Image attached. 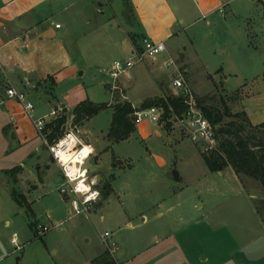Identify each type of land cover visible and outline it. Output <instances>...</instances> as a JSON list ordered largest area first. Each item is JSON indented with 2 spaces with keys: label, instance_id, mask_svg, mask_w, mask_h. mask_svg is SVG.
<instances>
[{
  "label": "rangeland",
  "instance_id": "rangeland-1",
  "mask_svg": "<svg viewBox=\"0 0 264 264\" xmlns=\"http://www.w3.org/2000/svg\"><path fill=\"white\" fill-rule=\"evenodd\" d=\"M111 2L112 6H102L104 15L98 16L102 33L96 37L95 49L108 47L109 39L123 35L115 22L113 29H109L111 24H105L114 15L127 21L119 0ZM67 24L70 27L76 24L80 33L88 30L83 21L68 20ZM194 31L195 36L201 34L200 28ZM165 46L166 51L156 56V62L147 59L120 77L122 86H130L128 95L124 91L125 101L134 108L161 92L162 96L176 98L171 82L174 74H180L196 99L208 98L211 101L207 104L220 107V98H225L231 112L236 113V103L241 97L234 99V91L250 82L255 71L260 73L259 67L243 72L230 70L231 77L223 85L221 80L208 79L210 76L192 62V48L184 33L178 39H169ZM184 53L192 68L185 64ZM111 57L124 59L115 54ZM168 59L174 60L175 69L164 65ZM214 60L205 61L211 70L215 67ZM99 68L86 71L83 77L75 75L72 80L88 90L96 105H107L111 100L106 85L110 79ZM99 78L102 84L97 82ZM253 92L259 100H264V78L254 86ZM47 97L43 92L30 94L36 118L46 115L47 120L52 119L49 113L56 104L48 102ZM118 100L125 102L120 97ZM60 102L70 109L69 99ZM111 108L98 112L81 128L82 136L88 137L95 154L91 159L98 156L94 164L88 162L87 169L92 175L103 177L113 188L109 197L100 196L88 213L72 215L71 200L59 192L63 180L52 159L49 158L53 164L50 171H45L42 178L39 176L38 168L47 155L34 126L31 129L35 134L34 145L24 156L14 152L13 143L9 147V143L0 142V175L2 169L11 167V162L26 159L23 181L15 184L14 191L27 194L29 183L37 186L29 194L35 217L20 209L10 194L0 196V264L90 262L106 250L101 239L105 232L117 244L113 257L118 264H264V192L260 183L236 174L230 166L221 172H210L204 158L212 155L203 146L183 137L178 129H164V123L145 121L136 125L139 132L145 133L144 140L136 131L125 141L110 142L107 134ZM71 114L62 111L57 116H66L68 121ZM1 133L0 130V138ZM8 138L12 139L11 134H5L4 142ZM35 145L39 158L31 155ZM16 173L17 170L14 177H7L12 181ZM32 224L49 231L38 236ZM14 236L21 249L11 242Z\"/></svg>",
  "mask_w": 264,
  "mask_h": 264
},
{
  "label": "crops",
  "instance_id": "crops-1",
  "mask_svg": "<svg viewBox=\"0 0 264 264\" xmlns=\"http://www.w3.org/2000/svg\"><path fill=\"white\" fill-rule=\"evenodd\" d=\"M95 4L96 8L93 7ZM103 5L112 6V2L0 0L1 143H9V147H12L13 143L14 152L20 153L19 155L23 153L24 156L31 150L35 141L34 130H31L33 125L23 113L22 106L6 96L9 87L24 90L29 99L32 93L46 94L48 102L56 104L53 106L54 111L49 114L55 112L57 108L72 113L73 109L85 100L94 103L84 86L73 83L75 75L83 77L86 71L92 72L94 68H104L115 60H123L113 59L111 54L123 56L124 59L130 57L143 37L165 44L169 39H178L181 33L185 34L192 48V62L197 65L196 67H201L204 75L210 76L212 80H221L223 85L231 77L230 70L237 69L243 72L249 68H261L260 73L255 71L250 75V82L246 81L234 91V99L241 97L236 103V113H244L253 126L264 123V100H259L253 92L254 86L264 78V0H119V6L123 8L122 12L127 21L114 15V19L105 24L106 26L111 24L109 29L115 26L118 30L121 29L123 35L116 40L109 39L108 47L95 49L96 37L102 33L98 16L104 15ZM255 11H258V14L255 15ZM68 20L83 21L88 30L80 33L76 24L73 27L68 26ZM113 22L116 23L115 26ZM197 28L201 29V34L195 36L194 29ZM202 44L208 47H201ZM209 58H216L212 70L205 65ZM156 61L155 58L152 63ZM185 64L192 68L186 54ZM97 82L102 84L103 80L99 78ZM123 88L128 95L130 86L123 85ZM162 95L161 92L152 98ZM61 99H69L72 102L70 109L64 102H60ZM136 131L140 139L144 140L145 133L142 134L138 129ZM3 134L4 136L11 134L13 137L4 142ZM87 139L88 137H83L85 143L90 144ZM38 151V145H35L34 152L29 154L39 158ZM46 151L47 157L44 156L43 165L38 168L40 177L53 166ZM94 155L93 151L92 156ZM97 157L90 159L89 163L94 164ZM26 161L22 159L15 163L11 162L10 168L1 170L0 196L10 194L11 197L17 183L23 181ZM14 169H17L16 182L4 174L5 171ZM96 176L101 187L104 179ZM36 188L37 186L29 183L27 194L19 193L26 201L25 207H20L16 203L31 217H35L36 214L29 194ZM254 211L257 216L256 210ZM32 227L36 231L37 225L34 224ZM14 239L16 240L15 236ZM91 261L83 264H91Z\"/></svg>",
  "mask_w": 264,
  "mask_h": 264
},
{
  "label": "built area",
  "instance_id": "built-area-1",
  "mask_svg": "<svg viewBox=\"0 0 264 264\" xmlns=\"http://www.w3.org/2000/svg\"><path fill=\"white\" fill-rule=\"evenodd\" d=\"M58 27L59 26L57 25L56 28ZM165 51L166 46L163 42H154L149 38L143 37L131 57L123 60H115L109 67L101 68L100 71L105 73L108 79H110V82L107 84L111 96L108 106L119 103V100L117 101L119 97L123 101L126 100L124 88L119 82L121 76L128 75L130 70L136 65L147 59L154 60L157 55ZM164 65L175 69L173 59L164 61ZM171 87L176 91V98L180 99L184 110L180 114H176L172 108H169L170 117L166 121H163V123L170 124V128L172 129H178L183 137L194 144L203 146L211 155L217 154L223 157L219 151V140L217 135L218 126L211 124V122L204 116L201 108L197 104L191 88L186 84L180 74L173 75ZM6 96L8 99L14 100L22 106L23 113L31 121L37 131L41 144L45 147L51 159L60 170L63 183L59 192L61 195L66 196L71 200L72 215L76 216L82 213H88L93 204L99 200L102 193L98 177L92 175L86 167L93 155V149L90 144L85 143L83 140L81 131L83 125L75 123L73 116L71 115L68 121L67 118H65L63 125L60 127L62 134L57 138L50 139L52 131L48 128V125L62 117V115L57 116L59 112L63 111L62 108H59L58 111L56 110L50 114L53 116L51 120H47L46 116L36 118L34 116V105L31 103L24 90H19L11 86L6 90ZM28 105H31V107L29 108ZM135 110L136 111L132 116L135 125H139L145 121L158 124L164 114V108L162 106H153L147 109L135 108ZM71 138H75V141ZM66 140L68 143L64 144L63 148H61V143ZM70 144L72 145L71 153H79L82 151L83 147H90L91 151L87 157L83 158L82 162L77 160L73 163V161L69 160L67 164H65L64 161L56 155V151L67 150ZM72 168L79 169L84 175L81 176L79 175V172L74 171L73 176H75L76 179H72L68 175V172ZM81 180L89 187L90 191H76ZM92 193H96L95 198L88 199ZM36 231L38 236H42L49 231V228L37 226ZM101 239L104 243L105 249L113 256L118 247L112 240L111 234L105 232L101 235ZM13 241L14 239H12L11 242L17 246L16 240L15 242ZM16 249H20V247L17 246Z\"/></svg>",
  "mask_w": 264,
  "mask_h": 264
},
{
  "label": "trees",
  "instance_id": "trees-1",
  "mask_svg": "<svg viewBox=\"0 0 264 264\" xmlns=\"http://www.w3.org/2000/svg\"><path fill=\"white\" fill-rule=\"evenodd\" d=\"M208 79H211L209 77ZM207 99V100H206ZM204 116L211 124L218 126L217 135L219 140V151L223 155L214 154L209 158H204L206 167L210 172H221L223 168L230 166L236 174H243L257 180L264 192V123L253 126L249 123L244 113H232L225 98H220V107L207 104L211 99H196ZM153 106H162L164 114L160 123L170 117L172 108L174 113L180 114L184 107L178 98L155 97L144 101L139 109H147ZM112 109L111 127L107 134V139L112 143H119L129 139L136 131L133 123V113L135 108L129 102H119L113 106L96 105L88 100L79 103L72 111L75 123L87 122L98 112L106 108ZM65 112V109H62ZM65 116L48 125L52 134L50 139L57 138L62 134L60 127L65 121ZM170 124L166 123L164 129L169 130ZM17 169L5 171L9 177L15 176ZM16 182V179H13ZM102 197L108 198L112 191L110 183H101ZM11 198L20 207L26 206L23 196L12 190ZM91 264H118L114 257L105 250L99 257L91 261Z\"/></svg>",
  "mask_w": 264,
  "mask_h": 264
},
{
  "label": "clouds",
  "instance_id": "clouds-1",
  "mask_svg": "<svg viewBox=\"0 0 264 264\" xmlns=\"http://www.w3.org/2000/svg\"><path fill=\"white\" fill-rule=\"evenodd\" d=\"M28 107L30 108L31 105H28ZM73 141H75V138H71ZM68 143V141H63L60 145L61 148H63L64 144ZM71 147L72 145L70 144L67 150L64 151H56V155L58 157H60L61 160L64 161L65 164H67V162L69 160L73 161V163H75L77 160L81 161L83 160L84 157H87V155L89 154V152L91 151L90 147H83L82 151H80L79 153H71ZM55 151V150H54ZM71 153V154H69ZM79 172V175H84V173L80 172L79 169L76 168H72L69 172L68 175L69 177H71L72 179H76L75 176H73V172ZM76 191L78 192H88L90 191L89 187L86 186L84 184V182L81 180L79 185L76 188ZM96 196V193H92L91 196L88 197V199H94ZM15 242V239L14 241Z\"/></svg>",
  "mask_w": 264,
  "mask_h": 264
},
{
  "label": "water",
  "instance_id": "water-1",
  "mask_svg": "<svg viewBox=\"0 0 264 264\" xmlns=\"http://www.w3.org/2000/svg\"><path fill=\"white\" fill-rule=\"evenodd\" d=\"M12 137H13V135H12ZM175 174H176V173H174V176H176ZM101 193H102V190H101Z\"/></svg>",
  "mask_w": 264,
  "mask_h": 264
}]
</instances>
